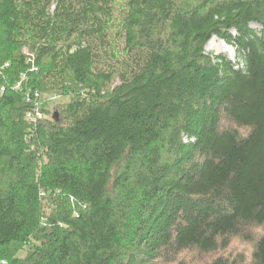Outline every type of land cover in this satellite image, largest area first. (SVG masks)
<instances>
[{
	"label": "trees",
	"instance_id": "obj_1",
	"mask_svg": "<svg viewBox=\"0 0 264 264\" xmlns=\"http://www.w3.org/2000/svg\"><path fill=\"white\" fill-rule=\"evenodd\" d=\"M1 262L264 264V0H0Z\"/></svg>",
	"mask_w": 264,
	"mask_h": 264
},
{
	"label": "rangeland",
	"instance_id": "obj_2",
	"mask_svg": "<svg viewBox=\"0 0 264 264\" xmlns=\"http://www.w3.org/2000/svg\"><path fill=\"white\" fill-rule=\"evenodd\" d=\"M253 29H259L258 25L256 24H252L251 26ZM216 38L215 41H214V45L216 47H218L220 49V51H216L212 48H209L208 46H206V52L207 53H210V54H213L214 56L215 55H223V56H226L227 58L231 59V60H234L236 57V53H235V49L233 46L229 45L233 52L232 53H228V52H224V51H221V49H223V46H224V42L223 40L219 39L218 37H214ZM224 42V43H223ZM227 44V43H226ZM41 99L43 101V105L45 108H48V110L52 113H54V106L56 104H59V103H62V102H65L67 99L65 98H62L61 96H58L57 94L55 93H51V92H48V93H44V94H41ZM26 255L25 252H22L19 254L20 257H24ZM3 262H1L2 264Z\"/></svg>",
	"mask_w": 264,
	"mask_h": 264
},
{
	"label": "built area",
	"instance_id": "obj_3",
	"mask_svg": "<svg viewBox=\"0 0 264 264\" xmlns=\"http://www.w3.org/2000/svg\"><path fill=\"white\" fill-rule=\"evenodd\" d=\"M18 87H20V84H18ZM26 97L27 102L32 105L31 112L27 114V120L30 122L45 120L47 118V115L42 112L43 101L41 99V94H36L35 99L31 98V95L29 93ZM2 264H4V262Z\"/></svg>",
	"mask_w": 264,
	"mask_h": 264
},
{
	"label": "bare ground",
	"instance_id": "obj_4",
	"mask_svg": "<svg viewBox=\"0 0 264 264\" xmlns=\"http://www.w3.org/2000/svg\"><path fill=\"white\" fill-rule=\"evenodd\" d=\"M215 39H216V38H212V39L209 41V43L207 44V46H208L209 48H212V49L216 50V51H220V49H219L218 47H216V46L213 44L214 41H215ZM223 43H224V42H223ZM221 51L228 52V53H232V52H233L232 48H231L228 44H226V43H224L223 49H221Z\"/></svg>",
	"mask_w": 264,
	"mask_h": 264
},
{
	"label": "water",
	"instance_id": "obj_5",
	"mask_svg": "<svg viewBox=\"0 0 264 264\" xmlns=\"http://www.w3.org/2000/svg\"><path fill=\"white\" fill-rule=\"evenodd\" d=\"M53 118L54 120L58 121L59 120V114H58V111L57 109L54 110V113H53Z\"/></svg>",
	"mask_w": 264,
	"mask_h": 264
}]
</instances>
